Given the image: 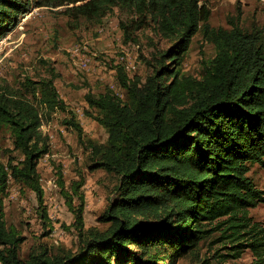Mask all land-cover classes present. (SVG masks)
<instances>
[{
  "label": "trees",
  "instance_id": "1",
  "mask_svg": "<svg viewBox=\"0 0 264 264\" xmlns=\"http://www.w3.org/2000/svg\"><path fill=\"white\" fill-rule=\"evenodd\" d=\"M34 7H63L69 18L92 22L117 8L125 43L153 28L168 46L145 57L144 77H129L126 62L114 60L124 97L109 87L84 94L87 115L107 131L105 142L84 139L73 115L63 119L85 145V167L117 181L99 215L103 226L84 224V179L64 191L74 247L40 243L21 257L25 236L6 225L1 207L9 181L42 199L37 165L51 148L44 125L66 109L54 84L59 73L42 59L45 74H26L17 86L0 83V137L6 133L10 142H0V264H177L185 256L213 264L217 255L238 258L245 249L248 264H264V227L250 215L264 190L248 174L253 165L264 169L261 29L214 28L202 0H0V38ZM197 33L214 47L200 77L181 66ZM206 239L228 252L202 253Z\"/></svg>",
  "mask_w": 264,
  "mask_h": 264
},
{
  "label": "rangeland",
  "instance_id": "2",
  "mask_svg": "<svg viewBox=\"0 0 264 264\" xmlns=\"http://www.w3.org/2000/svg\"><path fill=\"white\" fill-rule=\"evenodd\" d=\"M202 1L210 8L209 24L212 27L230 28L234 23L246 30L260 28L264 35V0ZM62 10L63 7H34L0 38V83L7 80L10 85L17 86L26 74L33 77L45 74L41 60L48 59L59 73L54 84L66 105L65 110H57L51 121L44 125L51 148L37 165L43 191L41 201L32 190L13 181L8 182L2 193L1 207L6 225L25 236L20 248L21 257H26L29 250L40 243L50 248L74 247V219L64 194L72 181L84 179L80 191L85 201V226H103L99 215L109 198L115 196L113 187L117 181L104 169L90 171L85 167V145L78 140L77 131L63 123V119L73 115L82 128L84 139L105 142L107 131L87 115L89 107L84 94L88 91L98 93L109 87L124 97L123 90L116 84L114 60L116 64H123V60H118L123 57L129 77H144L149 72L145 57H149L155 46H168L153 28L137 30V42L125 43L119 25L124 16L117 8L96 22L69 18ZM213 54V45L200 33L195 34L184 53L183 71L200 77L204 62ZM4 135L7 134L2 133L0 142L9 145V139ZM248 174L258 188L264 190V169L253 165ZM250 215L264 227V201L251 208ZM209 244L210 239L201 242L202 253L213 256L217 249L219 255L228 252L222 243ZM251 257V251L245 249L238 258L217 255L212 263L248 264ZM177 264H196V261L185 256Z\"/></svg>",
  "mask_w": 264,
  "mask_h": 264
},
{
  "label": "bare ground",
  "instance_id": "3",
  "mask_svg": "<svg viewBox=\"0 0 264 264\" xmlns=\"http://www.w3.org/2000/svg\"><path fill=\"white\" fill-rule=\"evenodd\" d=\"M73 51H74V50H73ZM118 58H119V57H118ZM118 60H123V62H125L124 59H123V57L119 58ZM85 61H86V60H85ZM85 61H82L83 63H82V62H81V63L85 65V64H86Z\"/></svg>",
  "mask_w": 264,
  "mask_h": 264
}]
</instances>
